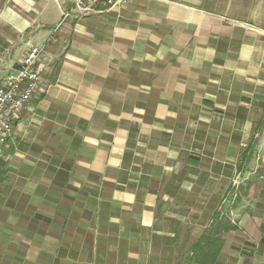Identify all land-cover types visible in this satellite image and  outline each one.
Segmentation results:
<instances>
[{
    "label": "crops",
    "instance_id": "crops-1",
    "mask_svg": "<svg viewBox=\"0 0 264 264\" xmlns=\"http://www.w3.org/2000/svg\"><path fill=\"white\" fill-rule=\"evenodd\" d=\"M71 1L0 0V80L30 47L45 69L0 159V264H198L218 222L212 264H264V0Z\"/></svg>",
    "mask_w": 264,
    "mask_h": 264
},
{
    "label": "built area",
    "instance_id": "built-area-1",
    "mask_svg": "<svg viewBox=\"0 0 264 264\" xmlns=\"http://www.w3.org/2000/svg\"><path fill=\"white\" fill-rule=\"evenodd\" d=\"M125 0H72L62 11V20L71 17L81 19L89 15L107 13ZM42 49L30 47L21 59L14 72L0 80V159L3 150L13 136L14 125L19 121L21 112L30 107L41 86L44 67L40 64ZM243 182L240 173L232 179L230 190L225 194L221 209L233 208ZM222 216L225 213H221ZM231 223L235 216L229 212Z\"/></svg>",
    "mask_w": 264,
    "mask_h": 264
},
{
    "label": "trees",
    "instance_id": "trees-1",
    "mask_svg": "<svg viewBox=\"0 0 264 264\" xmlns=\"http://www.w3.org/2000/svg\"><path fill=\"white\" fill-rule=\"evenodd\" d=\"M220 224L222 223H216L213 228H220ZM210 229L206 232V234L201 238V240L197 243V253L195 254V257L192 259V262L198 263V264H212L213 260L217 258L218 252L214 254L213 257H210V251L211 249L217 244V241H215L212 237L213 230ZM219 250V249H218Z\"/></svg>",
    "mask_w": 264,
    "mask_h": 264
}]
</instances>
